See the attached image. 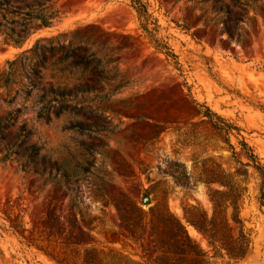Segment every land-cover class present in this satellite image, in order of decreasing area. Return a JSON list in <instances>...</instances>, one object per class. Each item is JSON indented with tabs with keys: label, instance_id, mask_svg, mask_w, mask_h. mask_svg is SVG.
I'll list each match as a JSON object with an SVG mask.
<instances>
[{
	"label": "rangeland",
	"instance_id": "obj_1",
	"mask_svg": "<svg viewBox=\"0 0 264 264\" xmlns=\"http://www.w3.org/2000/svg\"><path fill=\"white\" fill-rule=\"evenodd\" d=\"M142 1L151 17L152 40L128 0H54L60 17L51 28L39 29L20 46L0 35V85L12 62L30 56L36 43L47 39L94 48L127 83L109 99L85 97L99 109L92 120L108 126L97 137L61 132L67 116L56 123L60 128L34 122L49 157L70 171L83 164L84 181L74 191L64 181L60 186L54 175L41 180L21 171L15 162H2L0 156V264H55L28 244L37 240L39 229L54 214L63 221L71 216L73 222L64 228L75 242L115 247L142 258L143 249L128 235L114 206L115 202L128 205L129 199L145 210L165 203L208 249L207 241L186 222L185 210L197 206L211 210L209 188L202 183L186 188L175 182V176L199 174L202 164L198 171L194 164L203 161H209L219 176L222 170L234 174L247 188L242 218L252 231L251 251L238 263L225 258L216 264H264L262 178L251 166L239 163L251 164L242 152L244 142L264 165V0L249 11V17L238 10L234 20L243 23L236 39L224 32L222 16L215 14L211 0ZM49 62L41 81L46 89L61 79V75L53 77ZM75 78L68 72L62 75L70 86ZM85 82L94 85L89 79ZM207 108L240 131L227 137L213 125L222 123L206 116ZM33 116L28 113L22 119L29 120L31 127ZM88 144L96 147L89 149ZM210 188L223 190L218 184ZM74 196L84 203L74 207ZM103 196L110 202L105 207ZM82 213L92 230L80 226ZM13 221L25 225L26 239L10 228Z\"/></svg>",
	"mask_w": 264,
	"mask_h": 264
},
{
	"label": "trees",
	"instance_id": "obj_2",
	"mask_svg": "<svg viewBox=\"0 0 264 264\" xmlns=\"http://www.w3.org/2000/svg\"><path fill=\"white\" fill-rule=\"evenodd\" d=\"M128 1L138 15L143 31L151 40L154 39L147 5L142 0ZM200 1L204 3L209 0ZM224 1L211 0V4L215 14L222 16L224 32L231 39L239 38V26L243 22L234 20L239 14L238 10H244V16L249 17V11H255L261 0H226L228 4ZM217 3L222 6H217ZM59 17L60 11L56 8L54 0H0V35L5 37L6 42L20 46L39 29L51 28ZM30 54L10 64L8 77L4 84L0 85L1 160L15 162L21 171L38 176L41 180L54 175L60 186L64 181L65 185L74 191V187H79L84 181L83 164H78L70 171L59 160L49 157L47 146L42 142V136L34 122L50 128L62 117L67 116L66 124L61 128L56 125L61 132L86 135L89 138H94L95 135L97 137L100 130H106L108 126L92 120V114L99 109L88 103L85 97L94 95L101 98L104 95L105 99H109L126 87L127 83L119 71L110 68V62H105L98 51L73 41H38ZM58 54L60 57L56 59ZM167 56L176 57L173 54ZM48 60L54 71L53 77L61 75V79L56 85L50 84L46 89L41 81ZM21 69L23 72L20 74ZM66 72L76 77L71 86L70 82H64L62 79ZM85 79H89L94 85L86 83ZM108 88H113V91L109 92ZM2 106H6L3 112ZM28 113L34 114L30 121L31 127L29 120L22 119L23 115ZM206 116L211 122L214 119L221 122L222 125L214 122L213 125L227 137L233 135L234 131H240L209 108ZM242 145V152L251 164L239 163L251 166L262 178L259 206L264 213V165L248 144L243 142ZM87 146L89 149L96 147L94 144ZM233 150L236 155V149ZM208 163L209 161H203L194 164L195 171H198L202 164V171L196 176H175V182L182 187L190 188L191 185L202 183L209 188L211 210L198 206L185 210L186 222L207 241L208 249L189 234L184 221L172 213L165 203L145 210L142 205L131 199L128 205L115 202L114 206L128 235L143 249L144 256L140 259L115 247H87L75 242L73 234L64 228L66 224L73 222L71 216L63 221L58 215H49L43 228L39 229L37 240L30 239L28 244L36 247L55 264H216L218 259L225 258L238 263L249 255L253 244L252 231L247 228L242 218V203L247 188L242 187L237 176L225 170H222V175L219 176L217 169L208 166ZM218 168L221 169L219 165ZM214 184L220 185L223 190L211 189ZM100 199L104 207L110 203L104 196ZM83 203L74 196V207ZM86 215L81 214L80 226L92 230L93 225L86 220ZM10 228L15 234L26 239L25 225L13 221Z\"/></svg>",
	"mask_w": 264,
	"mask_h": 264
},
{
	"label": "water",
	"instance_id": "obj_3",
	"mask_svg": "<svg viewBox=\"0 0 264 264\" xmlns=\"http://www.w3.org/2000/svg\"><path fill=\"white\" fill-rule=\"evenodd\" d=\"M145 204L150 206L151 205V199L149 197H146L144 200Z\"/></svg>",
	"mask_w": 264,
	"mask_h": 264
},
{
	"label": "bare ground",
	"instance_id": "obj_4",
	"mask_svg": "<svg viewBox=\"0 0 264 264\" xmlns=\"http://www.w3.org/2000/svg\"><path fill=\"white\" fill-rule=\"evenodd\" d=\"M197 232V231H196Z\"/></svg>",
	"mask_w": 264,
	"mask_h": 264
}]
</instances>
